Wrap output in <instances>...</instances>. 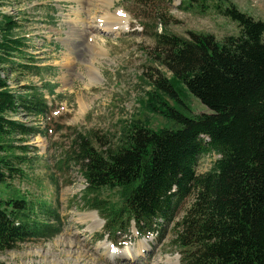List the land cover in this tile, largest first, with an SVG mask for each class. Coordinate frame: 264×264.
I'll use <instances>...</instances> for the list:
<instances>
[{"label": "trees", "instance_id": "obj_1", "mask_svg": "<svg viewBox=\"0 0 264 264\" xmlns=\"http://www.w3.org/2000/svg\"><path fill=\"white\" fill-rule=\"evenodd\" d=\"M218 11L237 36L221 43L194 33L158 37L160 64L171 76L153 82L142 107L169 125L153 131L147 120L131 123L121 145L106 152L81 139L69 162L80 167L84 198H92L87 206L103 214L107 234L126 232L131 222L149 233L173 221L177 205L192 196L173 241L181 264H264V23L233 5ZM16 28L0 15V185L22 176L17 166L27 160L14 155L10 138L32 132L9 115L46 110L41 95H20L2 76L10 57L23 55V41L12 37ZM184 95L208 112L192 116ZM211 154L219 156L211 170L197 174L198 161ZM103 189L116 190L117 205L97 199ZM39 211L44 221L34 219V204L24 198L0 197V252L60 233L58 214L44 205Z\"/></svg>", "mask_w": 264, "mask_h": 264}, {"label": "rangeland", "instance_id": "obj_2", "mask_svg": "<svg viewBox=\"0 0 264 264\" xmlns=\"http://www.w3.org/2000/svg\"><path fill=\"white\" fill-rule=\"evenodd\" d=\"M230 5L264 23V0H0V15L17 25L12 37L24 44L23 55L11 56L2 76L11 90L36 92L46 106L36 117L23 111L9 115L32 132L10 138L14 155L27 160L17 166L22 176L0 185V197L34 204L36 221H44L39 211L44 205L58 214L61 226L51 239H28L0 252V264H181L173 241L192 196L177 205L173 221H160L149 233L136 231L131 222L126 232L107 234L103 214L87 206L92 198H84L80 167L69 161L81 139L106 152L121 145L122 131L131 123L147 120L153 131L167 127L161 116L142 107L153 82L171 76L160 64L158 37L188 39L194 33L221 43L237 36L236 25L218 11ZM122 13L128 22L118 31L114 19ZM103 21L111 25L100 26ZM184 97L192 116L208 112ZM218 158L202 157L196 173L210 171ZM97 194L118 204L116 190ZM90 215L95 218L88 220ZM112 251L122 256L113 258Z\"/></svg>", "mask_w": 264, "mask_h": 264}, {"label": "bare ground", "instance_id": "obj_3", "mask_svg": "<svg viewBox=\"0 0 264 264\" xmlns=\"http://www.w3.org/2000/svg\"><path fill=\"white\" fill-rule=\"evenodd\" d=\"M127 17L126 16H123V13H122V15H119V18H116V19H114V21L117 23L116 25L117 26H119V28L117 29L118 31L119 30H124V29H126V21L128 22V20L126 19ZM109 21H103L102 23H101V25L100 26H102V27H105L106 28V26L107 25H109L110 23H108ZM111 25V24H110ZM90 28H92V26L90 27ZM112 27H110V29H111ZM104 32H106V30H104ZM117 32V31H116ZM95 217H93V215H90L89 217H88V220H92V219H94ZM98 226H91L90 227V230H92L91 228H97ZM100 229V228H99ZM96 230V229H95ZM112 250V249H111ZM113 252V251H112ZM110 252H108V254H109ZM111 255H113L114 257L113 258H115V255H118L117 254V252H113V253H111ZM118 256H122V255H118ZM171 264V263H170Z\"/></svg>", "mask_w": 264, "mask_h": 264}]
</instances>
